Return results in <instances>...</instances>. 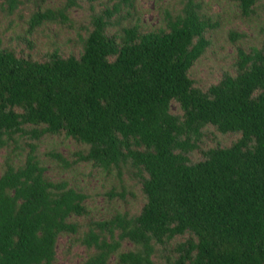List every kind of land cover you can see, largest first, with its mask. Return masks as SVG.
Returning <instances> with one entry per match:
<instances>
[{"label": "trees", "instance_id": "trees-1", "mask_svg": "<svg viewBox=\"0 0 264 264\" xmlns=\"http://www.w3.org/2000/svg\"><path fill=\"white\" fill-rule=\"evenodd\" d=\"M99 1V0H92ZM250 15L259 0H237ZM21 0H0L13 13ZM71 0L38 9L30 32L45 21L69 20ZM199 0L166 11L164 26L127 20L136 0H118L91 18L79 54L59 50L36 58L4 47L0 38V152L19 137L31 140L24 163L8 155L0 175V264H56L61 234H77L73 217L87 214L82 190L53 182L38 154L45 135L65 133L87 149L68 167L89 162L108 173L134 172L145 201L139 213L93 221L79 241L90 251L82 264H156L159 246L173 245L171 264H264V40L237 47L233 73L207 89L190 70L211 45L215 23ZM233 39L244 33H230ZM264 34V29H263ZM173 103L181 110H172ZM208 126L240 137L192 159ZM132 249L121 251L124 242Z\"/></svg>", "mask_w": 264, "mask_h": 264}, {"label": "rangeland", "instance_id": "rangeland-1", "mask_svg": "<svg viewBox=\"0 0 264 264\" xmlns=\"http://www.w3.org/2000/svg\"><path fill=\"white\" fill-rule=\"evenodd\" d=\"M76 4L68 10L69 20L45 21L41 26L30 32V19L38 9L61 8L70 4L71 0H21L15 12L11 13L6 4L0 6V38L4 47H15L18 51H28L24 38L33 41L35 48L32 54L42 58L55 50L63 55L79 54L82 50L83 39L91 29V18L105 7H112L118 0H73ZM183 0H136L137 12L123 19L126 15H115V25L110 28L112 33H120L122 27L136 23L138 18L146 29H155L164 26L166 11L177 13L182 7ZM203 12L215 23L216 27L209 29L208 38L211 45L198 59L190 70L191 77L203 89L216 84L225 72L233 73L237 47L242 46L249 50L252 47H261L264 40V0H259L250 15H244L237 0H199ZM231 32L244 33V38L233 39ZM172 110L180 113L175 103ZM240 134H222L215 127L208 126L206 135L200 142L199 149L192 154V159L203 157V152L215 146H228L236 141ZM29 140L26 137L17 138L16 142L0 152V175L3 163L8 155L14 157L17 165L24 163L28 151ZM38 154L42 165L46 168V176L53 182L67 181L69 186L82 190L87 194L85 201L87 214L73 217L80 230L77 234H61L57 246L56 264H82L90 251L79 241V238L89 230L93 221L110 219L117 212L127 211L130 214L140 212L145 201L134 172L124 171L119 175L117 171L110 173L95 167L89 162L75 163L73 166L63 164L48 155L49 152H59L70 161L74 159V152L87 149V145L60 135H45L39 140ZM185 237H178L171 241L170 246H159L154 257L156 264H171L172 247ZM133 245L126 241L121 251L132 249ZM116 264V255L111 259Z\"/></svg>", "mask_w": 264, "mask_h": 264}]
</instances>
